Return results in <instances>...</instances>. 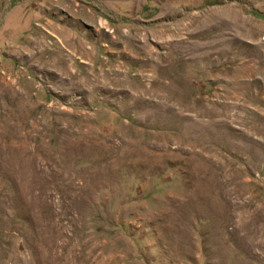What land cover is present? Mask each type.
<instances>
[{
	"label": "rangeland",
	"instance_id": "obj_1",
	"mask_svg": "<svg viewBox=\"0 0 264 264\" xmlns=\"http://www.w3.org/2000/svg\"><path fill=\"white\" fill-rule=\"evenodd\" d=\"M0 264H264V0H0Z\"/></svg>",
	"mask_w": 264,
	"mask_h": 264
}]
</instances>
